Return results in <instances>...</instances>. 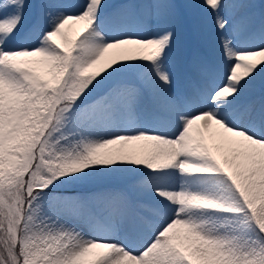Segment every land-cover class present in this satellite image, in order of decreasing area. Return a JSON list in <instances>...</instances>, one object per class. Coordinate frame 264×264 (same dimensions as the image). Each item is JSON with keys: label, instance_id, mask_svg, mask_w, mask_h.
I'll return each mask as SVG.
<instances>
[{"label": "snow or ice", "instance_id": "1", "mask_svg": "<svg viewBox=\"0 0 264 264\" xmlns=\"http://www.w3.org/2000/svg\"><path fill=\"white\" fill-rule=\"evenodd\" d=\"M0 264H264L253 0H0Z\"/></svg>", "mask_w": 264, "mask_h": 264}, {"label": "rangeland", "instance_id": "2", "mask_svg": "<svg viewBox=\"0 0 264 264\" xmlns=\"http://www.w3.org/2000/svg\"><path fill=\"white\" fill-rule=\"evenodd\" d=\"M113 2H118V0H113ZM253 3L255 4V11L257 13L264 12V0H253ZM198 25V17H193L188 26L180 32L177 37V45L174 49L173 57L178 52L190 51L192 49H197L206 60H211L218 54L219 45L214 34L211 32H200ZM260 88L261 85L258 82L257 94H259Z\"/></svg>", "mask_w": 264, "mask_h": 264}]
</instances>
